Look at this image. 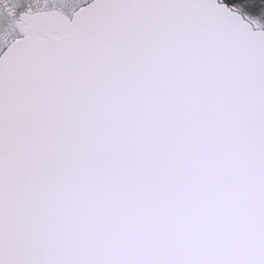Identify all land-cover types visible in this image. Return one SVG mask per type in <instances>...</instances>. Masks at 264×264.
<instances>
[{
  "label": "snow or ice",
  "instance_id": "obj_1",
  "mask_svg": "<svg viewBox=\"0 0 264 264\" xmlns=\"http://www.w3.org/2000/svg\"><path fill=\"white\" fill-rule=\"evenodd\" d=\"M0 264H264V0H0Z\"/></svg>",
  "mask_w": 264,
  "mask_h": 264
}]
</instances>
